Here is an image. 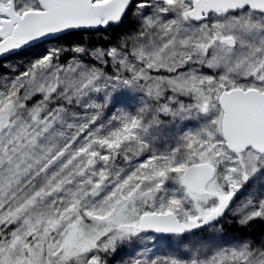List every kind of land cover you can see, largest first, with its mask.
I'll return each instance as SVG.
<instances>
[{"label":"snow or ice","instance_id":"1","mask_svg":"<svg viewBox=\"0 0 264 264\" xmlns=\"http://www.w3.org/2000/svg\"><path fill=\"white\" fill-rule=\"evenodd\" d=\"M0 264H264V0H0Z\"/></svg>","mask_w":264,"mask_h":264}]
</instances>
